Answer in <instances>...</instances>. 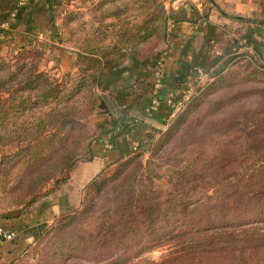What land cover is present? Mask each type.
I'll return each instance as SVG.
<instances>
[{"label": "trees", "instance_id": "1", "mask_svg": "<svg viewBox=\"0 0 264 264\" xmlns=\"http://www.w3.org/2000/svg\"><path fill=\"white\" fill-rule=\"evenodd\" d=\"M164 1L99 0V6H107L112 12L103 14L104 18L121 17L123 10H143V7L149 13L138 24L127 27L125 23L113 31L111 42L100 47L98 53L84 51L85 56L80 57L92 65L88 80L83 67L80 72L84 75L68 83L66 79L44 78L38 70H26L23 62L12 70L13 64L0 56V147L14 148L0 157V177L5 180L10 162L17 160L18 165L26 167L56 149L51 168L47 173H38L47 175L45 183L52 184L31 194L23 201L24 206L47 196L65 182L76 165L78 157L70 151L67 140L73 126L86 113L77 107L90 101L92 108L97 100L96 96H80L82 90L101 87L104 79L128 57L141 64L147 62L151 53L156 57L164 51L168 22L174 18L164 8ZM149 43L152 49L145 52L144 46ZM32 58H39V52L32 48L22 47L15 55L16 61ZM218 82L221 79L198 84L196 90L203 95L205 89ZM189 108L180 112L160 135V141L179 129ZM62 141L65 144H60ZM254 150L258 154L255 159L232 162L235 166L228 160L191 162L180 172L178 181L165 190L152 185L137 184V187L135 174L129 175L127 170L132 157L121 159L115 166L103 168L85 186L81 207L65 219L72 222L94 213L101 193L116 186L111 191L108 208L94 216V227L84 237V241L94 244L95 253L105 249L104 258L96 264H264V145L256 144ZM224 168L227 170L224 174L205 180L206 171L213 175L212 171ZM199 184L221 191L213 198L207 196L204 202L202 197L195 199L192 194ZM197 201L198 205L190 208ZM162 245L168 249L160 261H138L141 254Z\"/></svg>", "mask_w": 264, "mask_h": 264}, {"label": "rangeland", "instance_id": "2", "mask_svg": "<svg viewBox=\"0 0 264 264\" xmlns=\"http://www.w3.org/2000/svg\"><path fill=\"white\" fill-rule=\"evenodd\" d=\"M98 2L86 6L81 11L66 14L62 20L63 35L56 34L49 39L43 37L40 45L23 46L38 51L39 58L16 61V52L22 47L2 57H6L13 64L12 70L23 62L26 64V70H38L44 74V78L66 79L68 83L70 79H78L84 75L80 72L83 67L87 70L85 80H88L92 65L80 57L84 55V51L93 50L98 53L100 47L111 42L113 31H117L125 23L127 27H130V24H138L149 13L147 8L143 7V10H123L121 17L104 18L103 14L112 12L107 6H99ZM254 19L255 23L263 28L264 37V12ZM239 33L230 31L226 38L240 42L239 50L221 56L207 73L200 67L195 68V75L187 87L190 91L188 97L163 129L152 132L146 142L133 146L122 157L111 159L97 171L92 168L98 161L92 147L97 143V139L106 137L105 144H102L104 146L113 140L114 135L110 129L112 116L119 112L121 107L117 104V92L111 87L114 79H109L113 73L104 79L101 87L83 89L80 96H96L97 100H94L92 108L89 106L90 101H85L77 107L86 113L78 124L73 126L71 138L67 140L70 151L78 157L76 165L69 172V178L47 196L24 206L23 201L28 200L31 194L37 190L43 191L52 184L51 181L45 183L47 175L39 176L38 173L48 172L52 166L50 163L55 160L56 149L49 150L26 167L18 165L17 160L10 162L5 180L0 177V220H11L8 230L14 234V239L9 242L11 249L8 250L13 257H2L3 248L0 246V264H96L97 260H102L106 254L105 249L95 253L94 244L84 241V237L94 227V216L108 208L111 191L116 186H109L101 193L94 213L72 222H68L65 216L81 207L85 186L103 168L111 164L116 165L121 159L132 157L127 170L129 175L131 172L135 174L136 186L152 185L160 190H165L177 182L180 172L198 161L214 160L222 163L228 160L235 166L232 162L243 160L247 163L255 159L258 154L256 155L254 145H264V52L247 43ZM144 47L145 52L152 49L150 43ZM69 52L74 54V59L62 60L61 54ZM156 57L151 53L147 62L141 64L154 67L160 62L156 61ZM220 79L221 82L205 89V94H198V84ZM223 80L226 82H222ZM195 101H198L197 105L191 106ZM186 107H190L186 121L171 137L160 141V135ZM148 108L150 110L149 106ZM12 150V146L0 147V157ZM86 166L93 171V175L83 181L81 171ZM212 172L213 175L210 171L205 172L206 181L214 178L215 174H224L227 170L216 169ZM205 185L194 187L196 191L192 194L195 199L202 197L206 202L207 196L211 195L213 198L216 192L221 191L220 188L214 190L203 187ZM197 205L198 201L190 208ZM167 249L166 245L156 247L141 254L138 261H160Z\"/></svg>", "mask_w": 264, "mask_h": 264}, {"label": "crops", "instance_id": "3", "mask_svg": "<svg viewBox=\"0 0 264 264\" xmlns=\"http://www.w3.org/2000/svg\"><path fill=\"white\" fill-rule=\"evenodd\" d=\"M97 1L26 0L16 10L15 16H11L17 0H0V56H7L23 46L40 45L43 37L49 39L56 34L63 35L64 16ZM194 1H164V8L174 18L168 22L164 51L156 57L162 70V84L157 94L153 92L155 78L152 65L138 64L128 57L122 65L124 68H118L110 76L109 79H114L111 87L117 92V104L121 109L112 116L110 129L114 138L110 148L102 145L106 137L97 139L92 147L95 159H98L92 166L96 171L111 159L125 155L133 146L146 142L152 132L166 126L179 109L176 104L183 103L188 97L190 91L187 87L196 67L207 73L221 56L241 48L237 40L226 39L230 31L240 32L247 43L264 52L263 28L252 20L264 12V0H211V3L202 0L204 9L201 11L193 6ZM60 57L64 61L73 60L74 54L64 53ZM155 96L158 105L149 110ZM169 98L172 103L167 102ZM81 172L83 181L93 175L87 166ZM10 223L9 219L0 220V226L6 229H10ZM13 239L7 241L0 237L2 257H13L8 252L11 249L9 242Z\"/></svg>", "mask_w": 264, "mask_h": 264}, {"label": "built area", "instance_id": "4", "mask_svg": "<svg viewBox=\"0 0 264 264\" xmlns=\"http://www.w3.org/2000/svg\"><path fill=\"white\" fill-rule=\"evenodd\" d=\"M26 0H17L16 5H15V9L11 12V16H15L16 14V10L22 6L23 4H25ZM203 1L202 0H195L193 2V6L201 11L203 8ZM154 78H155V83H154V94H157L158 89L161 87L162 84V70L160 68V63L157 62L154 66ZM168 103H172L170 98L167 100ZM158 105V99H156V96L152 99V103L150 105V109L156 108V106ZM183 105L182 102H179L176 104V106L181 107ZM106 148H110V144L106 143ZM0 237L4 240H11L13 239L14 235L13 233L0 226Z\"/></svg>", "mask_w": 264, "mask_h": 264}]
</instances>
